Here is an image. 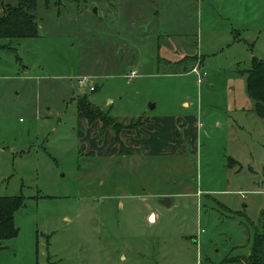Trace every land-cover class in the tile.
I'll use <instances>...</instances> for the list:
<instances>
[{
	"label": "rangeland",
	"instance_id": "374dc122",
	"mask_svg": "<svg viewBox=\"0 0 264 264\" xmlns=\"http://www.w3.org/2000/svg\"><path fill=\"white\" fill-rule=\"evenodd\" d=\"M150 1L39 0L37 37L0 38V197L24 200L0 264H238L264 231V120L242 74L264 62V0ZM149 44H182L207 76L161 69ZM83 97L124 124L146 111L169 123L162 142L190 146L128 148L147 117L119 134L130 154L100 123L81 120L80 139Z\"/></svg>",
	"mask_w": 264,
	"mask_h": 264
},
{
	"label": "trees",
	"instance_id": "16d2710c",
	"mask_svg": "<svg viewBox=\"0 0 264 264\" xmlns=\"http://www.w3.org/2000/svg\"><path fill=\"white\" fill-rule=\"evenodd\" d=\"M39 0H17L12 6L6 4L0 15V38L27 39L38 36V23L35 15ZM186 73L187 69H183ZM246 93L253 103L252 111L257 117L264 120V62L253 59L248 70L244 71ZM94 91V90H93ZM78 121V136L82 137L81 120H86L88 125L96 122L101 124L100 132L110 130L115 137V144L119 146V153L130 154L121 140L122 131L133 130L141 125L142 118L130 120L128 124L120 122L103 112L92 104L86 97L76 101ZM233 162L232 159H228ZM24 200L20 197H0V252L3 250L2 242L17 236L18 230L14 225V213L19 209ZM250 252L247 256L239 258L238 264H264V231L254 235Z\"/></svg>",
	"mask_w": 264,
	"mask_h": 264
},
{
	"label": "crops",
	"instance_id": "0c3cea01",
	"mask_svg": "<svg viewBox=\"0 0 264 264\" xmlns=\"http://www.w3.org/2000/svg\"><path fill=\"white\" fill-rule=\"evenodd\" d=\"M150 2H152V0ZM167 35H169V34H167ZM145 46H147V45L142 44V45H138V46L136 45L135 47H133L134 48L133 49V56L134 57L132 56L133 60H131V62H129V63L126 62V63H128L127 66L126 65L122 66L119 69V70L123 71L122 78H124L125 80L130 81V80H133L134 77L137 76V74L139 72L140 65H142V62H140L139 58H137V52H141L142 47H145ZM149 46H154V48H155L156 44H154V45H150L149 44ZM120 52L121 51L119 50L116 53H120ZM194 53L193 54L192 53L188 54V52L186 51V48H184L182 46V44L180 46V49H178V51L175 50V49H168V47L166 48L165 46H161L158 49L157 46H156V54H157L156 63H157V66L161 67V69H163V70H165V69L166 70H171L173 72L178 70V69H181V71H183V69L185 68V69L188 70V72H187V74H188V73H191L190 69L192 68V66L191 67L189 66V68H188V64H187V63H189V59L188 58L191 57V56L194 57L195 55L199 56L197 53L196 54H194ZM158 56L162 57L163 60H166L167 64L166 63L165 64L164 63H160L159 60H158ZM121 57H123V56H121ZM199 57L201 58V62H202L203 67H204V58L201 57V56H199ZM117 64H118L117 62L113 61L112 65H110L111 66L110 68L113 69V67L117 66ZM132 72H134L135 74L133 76H130ZM183 106L185 108H188L189 107V103L184 102ZM154 108L155 107H153V109ZM252 108H253V104H252ZM153 109H150V110H153ZM201 113L203 114V112H201ZM135 117H137V118L138 117H147V118H149L150 121L152 122L150 124L151 133L149 132L150 133L149 137L148 136H144L141 139H137L136 137H133V136H129L127 139H124V144L128 148H142L143 149V153H145L147 155H150V156H163V155L169 153L168 149H171V147H179L180 148V147H183L185 144L186 145L190 144L186 140L179 138V136L177 137L178 140H176V139L174 140V139L170 138L166 142L163 139L164 142H162V140H160L162 135H166V137H164V138L167 139V135H168V131L167 130L170 129V128H168L169 127V123L165 122L163 124H159V126H158L157 125L158 123L155 120V118H151L146 111H143L142 114L137 115ZM170 119L172 120V118H170ZM177 120H179V118H175L174 119V121H175V123L173 124L174 126L178 125L177 124ZM97 123H99V122H96V123H94L92 125H96L97 126ZM179 126L183 127L184 123H180ZM201 127H202V125H201ZM109 132L111 133V131H109ZM107 137H108V140H109L110 135H108ZM79 138L80 139L84 138V131H83L82 137H79Z\"/></svg>",
	"mask_w": 264,
	"mask_h": 264
},
{
	"label": "built area",
	"instance_id": "2783aa9c",
	"mask_svg": "<svg viewBox=\"0 0 264 264\" xmlns=\"http://www.w3.org/2000/svg\"><path fill=\"white\" fill-rule=\"evenodd\" d=\"M191 73L195 74L198 77L197 81H198L199 84H201L202 81H203V79L207 76L206 72L205 71H202V69H199V68H194L193 70H191ZM134 74L135 73L132 72L130 76H133ZM86 80L87 79H85V78L84 79H80L79 82H78V84L80 86H85ZM89 89H90V91H93V88L92 87H90ZM199 127H201V124H199Z\"/></svg>",
	"mask_w": 264,
	"mask_h": 264
},
{
	"label": "water",
	"instance_id": "95a60500",
	"mask_svg": "<svg viewBox=\"0 0 264 264\" xmlns=\"http://www.w3.org/2000/svg\"><path fill=\"white\" fill-rule=\"evenodd\" d=\"M93 13L94 14H96V10L95 9H93ZM153 105H151L150 106V109H153ZM161 203L163 204V205H169V200L167 199V198H164L162 201H161ZM150 219L152 220L153 219V216L151 215V217H150Z\"/></svg>",
	"mask_w": 264,
	"mask_h": 264
}]
</instances>
